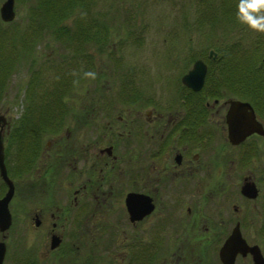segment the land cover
Wrapping results in <instances>:
<instances>
[{
    "label": "flooded vegetation",
    "instance_id": "obj_1",
    "mask_svg": "<svg viewBox=\"0 0 264 264\" xmlns=\"http://www.w3.org/2000/svg\"><path fill=\"white\" fill-rule=\"evenodd\" d=\"M216 55L207 53L210 60ZM178 58L180 68L168 69L167 86L144 90L143 110L105 115L99 127L90 115H69L62 104L54 115L42 117L41 136L33 142L21 114L4 115L5 173L11 183L17 175L22 179L21 212L39 238L35 248L26 246L21 264H222L220 246L236 223L240 232L236 209L232 205L231 228L207 236L213 228L201 221L200 199L209 196L200 195L203 184L192 174L230 170L235 148L264 137L253 133L231 145L224 122L229 98L208 97L222 85L201 90L207 65L200 59L203 83L200 91L191 90L181 80L199 58L184 57L190 65L184 72L183 51ZM261 218L257 231L264 235V211ZM245 242L258 247L264 263V245ZM236 260L252 264L250 253H237L233 264Z\"/></svg>",
    "mask_w": 264,
    "mask_h": 264
},
{
    "label": "rangeland",
    "instance_id": "obj_2",
    "mask_svg": "<svg viewBox=\"0 0 264 264\" xmlns=\"http://www.w3.org/2000/svg\"><path fill=\"white\" fill-rule=\"evenodd\" d=\"M85 3L86 10H75L57 24L61 27L66 25L68 31L75 29L74 24H105L106 36L97 42L78 43L82 49L76 53L74 41L64 43L48 31L44 32L42 10H36L34 14L29 9L36 5V0H13L14 18L0 25L5 32L3 48L9 46L10 31L13 28L23 30L31 20H34L31 21L32 28L39 29L41 33L30 53L24 54L16 47L14 52L7 54L8 51L3 49L7 61L12 62L9 67H13L0 92V113L19 116L25 111L26 104L35 101L41 106L42 115L38 117L42 120L43 116L54 115L63 104L69 115H90L92 125L99 127L105 115L121 114L125 108L143 110L145 102L140 99H144L146 92L150 93L156 85L167 86L171 82L168 69L179 70L178 55L182 51L184 72L190 66L184 57L189 56L190 60L200 58L207 65L210 60L208 51L216 53V48L232 42L250 46L256 36L264 35L239 22L240 0H224L223 3L225 9L233 8L234 19L222 20L218 15L214 25L209 26L202 21L200 27L195 26V20L204 7L199 0H85ZM89 72L95 74L94 78L85 76ZM65 77L63 84L66 85L59 90L60 81ZM126 83L129 86H125ZM32 88L36 89L34 93ZM220 90L218 98L235 99L224 85ZM56 93H61V98L58 103H53ZM136 93H139L137 98L133 97ZM27 94L28 97L30 95L28 103ZM262 124L264 127V122ZM122 135L124 139H131V136ZM234 159L230 170L219 167L218 170L202 169L192 174V180L203 184L200 195L209 196L208 201L200 199L201 221L213 228L207 236L216 238L218 233L233 226L234 205L241 236L249 243L263 246L264 235L257 231V227L264 211V138L248 139L244 145L235 148ZM245 178L257 188L254 199H247L239 193ZM21 181L19 175L13 178L14 192L8 202L11 223L2 235L0 233V240L5 245L2 264H21L26 246L35 248L39 244L37 234L27 229L21 212L24 191ZM3 192L4 185L0 181V195ZM222 200L226 201L224 206ZM206 210L212 214L205 213ZM235 264L242 262L236 260Z\"/></svg>",
    "mask_w": 264,
    "mask_h": 264
},
{
    "label": "trees",
    "instance_id": "obj_3",
    "mask_svg": "<svg viewBox=\"0 0 264 264\" xmlns=\"http://www.w3.org/2000/svg\"><path fill=\"white\" fill-rule=\"evenodd\" d=\"M199 1L203 2L204 7L201 9L202 11L199 17L195 20V26L200 27L202 21L212 26L214 25L213 23L217 22L218 15H221L222 20L229 17L231 20L234 19L233 8H231L233 11L231 9H225L223 6L224 0ZM29 9L33 10L34 14L36 10H42L41 17L43 15L44 32L48 31L54 38L58 41L63 40L64 43L70 40L74 41L75 46L73 49H75L74 51L76 53H80L81 51V46L78 43L83 42L87 44V41L97 42L100 38L104 39L106 36L107 26L105 24H74L75 29L71 31H68L66 25H62L61 27L57 24L61 19L69 16L70 13H74L75 10H86L87 3H85V0H36V5ZM31 21L23 30L13 28L10 31L11 39L7 48H3V45H1L5 38V32H3L2 28L0 29V92L7 80L9 70L12 71L13 67H9L12 62L7 61V54L14 52L16 47L18 51L24 54L30 53L34 42L41 33L39 29L32 28ZM1 24L2 22H0ZM90 27H92L91 30ZM3 49L8 51L7 54ZM215 51L217 53L216 61H207V73L204 80L205 86L201 90L207 91L206 85L210 83L224 85L225 90L234 98L248 102L258 119L264 122V35L256 36L250 46H242L237 42H232L216 48ZM66 79L67 77L61 79L62 82L60 81L59 86L61 87H59V90H62L66 85L63 84L66 82ZM35 90V88L34 90L32 88L31 91L34 93ZM221 91L220 89L209 90L210 94H208V97L218 98L220 97ZM56 95L57 98L53 101L60 100L61 93H56ZM26 97H28V94ZM29 97L26 99L27 103ZM40 109L41 106L39 103L37 104L35 101H31V103L25 105L23 114L21 113L23 122L28 126L29 140L33 142L41 136L40 127L42 126V122L38 117L42 115Z\"/></svg>",
    "mask_w": 264,
    "mask_h": 264
},
{
    "label": "water",
    "instance_id": "obj_4",
    "mask_svg": "<svg viewBox=\"0 0 264 264\" xmlns=\"http://www.w3.org/2000/svg\"><path fill=\"white\" fill-rule=\"evenodd\" d=\"M13 18V0H3L0 3V20L2 22H10ZM204 74L205 65L201 60L196 59L187 72L183 74L181 81L183 85L189 87L191 90L198 91L202 86ZM4 122L5 118L0 113V128ZM224 122L226 125V138L231 145L239 144L245 137L253 133L264 137V129L255 119L254 112L247 102L229 99L224 114ZM2 159L3 147L0 135V179L7 187L4 194L0 197V233L5 232L11 223L8 202L13 194V186L6 176ZM239 193L247 199H254L257 196V188L251 180L245 178L239 187ZM139 197L140 202H143L142 196ZM147 211L148 209L141 212L140 215ZM52 244H54V240ZM4 252L5 245L3 241H0V264H2ZM237 253H250L252 264H264L258 247L256 245L248 246L246 244L240 235L238 224L236 223L220 246L218 257L222 264H233L234 257Z\"/></svg>",
    "mask_w": 264,
    "mask_h": 264
},
{
    "label": "clouds",
    "instance_id": "obj_5",
    "mask_svg": "<svg viewBox=\"0 0 264 264\" xmlns=\"http://www.w3.org/2000/svg\"><path fill=\"white\" fill-rule=\"evenodd\" d=\"M237 19L251 31L264 34V0H240ZM94 78V73H85Z\"/></svg>",
    "mask_w": 264,
    "mask_h": 264
}]
</instances>
